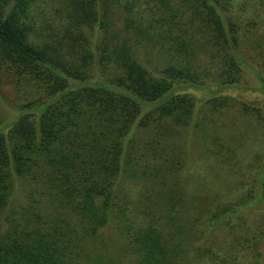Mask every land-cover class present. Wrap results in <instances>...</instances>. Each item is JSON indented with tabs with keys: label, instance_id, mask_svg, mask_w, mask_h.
<instances>
[{
	"label": "trees",
	"instance_id": "16d2710c",
	"mask_svg": "<svg viewBox=\"0 0 264 264\" xmlns=\"http://www.w3.org/2000/svg\"><path fill=\"white\" fill-rule=\"evenodd\" d=\"M246 9L0 0V87L13 91L0 93V264H238L232 239L264 246V79L262 96L236 101L254 124L248 144L206 127L189 92L237 87L242 36L253 40L258 23ZM140 53L159 55L154 68ZM204 99L215 113L235 105ZM186 130L202 159L189 175ZM130 183L148 193L130 199Z\"/></svg>",
	"mask_w": 264,
	"mask_h": 264
},
{
	"label": "rangeland",
	"instance_id": "374dc122",
	"mask_svg": "<svg viewBox=\"0 0 264 264\" xmlns=\"http://www.w3.org/2000/svg\"><path fill=\"white\" fill-rule=\"evenodd\" d=\"M236 2L245 4L247 9L246 11H244V17L253 18L258 22L257 25L252 28L256 32L253 40L245 35L242 36V45L239 53L244 61V66L243 71L241 72L240 80L236 84L237 87H235L234 89L230 88L223 89L222 91H217L219 86L218 83L210 81L208 83V87L203 88L199 91H195L194 89H192L189 92L192 93L196 99L197 117L198 119H203L204 125L206 127L208 126L209 128L216 129V131H218V133L223 136V139L226 142L237 141L239 139L238 136H240V139L244 142H247L246 144H248L249 142L247 141V135L250 133L248 136L252 138L251 131L253 132L254 130V124L253 121L249 120V118L242 113L240 109L241 105H239V103H237L236 101L237 99L241 100L247 97L254 99L253 97L262 96V93L259 91L260 81L257 75L258 73H261V76L264 79V69L253 58V55L255 54L253 45L256 44V42L254 41H256L257 39L258 42L260 41V36L264 31V0H236ZM247 21L248 19L243 20V22L245 23H248ZM245 27H247V25ZM155 56L156 58H154ZM155 56L140 53V57L144 61V64L147 65L150 69L154 68V64L159 57V55ZM0 93L5 94L9 100H11L13 96V91L7 85L0 87ZM215 93L217 95L224 94L231 95V97L233 96L235 105L223 109V111L219 113H215V111L211 109V106L206 103V100L204 99L206 94H209V96L212 98L215 97ZM1 109L5 119H8L10 115L13 114L12 108L6 106L4 101L1 102ZM187 136L190 137V140L192 141V150H190V152L192 153L194 161L190 160L191 170L185 169L184 175H189L191 171L196 169L197 165L202 162V159H200V150L196 146L198 142L196 141L195 131L186 130V133L184 135L185 140L187 139ZM187 140L189 141V139ZM184 149L187 153V146L184 147ZM126 192L129 193L130 199L140 201V199L145 196L146 188L139 183H130L126 186ZM19 196L20 199H23L22 192L19 194ZM107 233L113 235L116 234L114 229H109ZM230 238L231 237L229 236L228 229L223 228L220 230L218 235V242H221L223 244V242L227 240V243H230ZM233 240L234 239H232V243L234 244L235 250L238 254V264H264V246L260 247L259 251H256L254 249L243 246L241 243L238 244L235 240Z\"/></svg>",
	"mask_w": 264,
	"mask_h": 264
}]
</instances>
